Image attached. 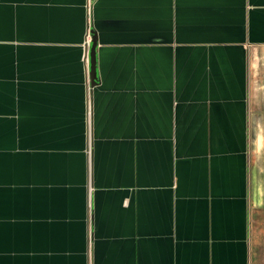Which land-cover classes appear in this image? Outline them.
I'll return each instance as SVG.
<instances>
[{
    "label": "crops",
    "instance_id": "obj_1",
    "mask_svg": "<svg viewBox=\"0 0 264 264\" xmlns=\"http://www.w3.org/2000/svg\"><path fill=\"white\" fill-rule=\"evenodd\" d=\"M0 264H264V0H0Z\"/></svg>",
    "mask_w": 264,
    "mask_h": 264
},
{
    "label": "water",
    "instance_id": "obj_2",
    "mask_svg": "<svg viewBox=\"0 0 264 264\" xmlns=\"http://www.w3.org/2000/svg\"><path fill=\"white\" fill-rule=\"evenodd\" d=\"M90 44L88 47V76L90 79L89 86H92L96 83V73H95V60H94V47H95V40L94 35L90 31Z\"/></svg>",
    "mask_w": 264,
    "mask_h": 264
},
{
    "label": "built area",
    "instance_id": "obj_3",
    "mask_svg": "<svg viewBox=\"0 0 264 264\" xmlns=\"http://www.w3.org/2000/svg\"><path fill=\"white\" fill-rule=\"evenodd\" d=\"M88 39H89V36H88Z\"/></svg>",
    "mask_w": 264,
    "mask_h": 264
}]
</instances>
